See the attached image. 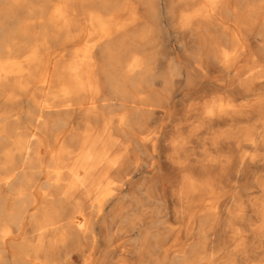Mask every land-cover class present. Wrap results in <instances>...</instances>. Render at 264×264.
<instances>
[{
  "label": "bare ground",
  "instance_id": "obj_1",
  "mask_svg": "<svg viewBox=\"0 0 264 264\" xmlns=\"http://www.w3.org/2000/svg\"><path fill=\"white\" fill-rule=\"evenodd\" d=\"M10 241L34 264H264V0H0Z\"/></svg>",
  "mask_w": 264,
  "mask_h": 264
},
{
  "label": "rangeland",
  "instance_id": "obj_2",
  "mask_svg": "<svg viewBox=\"0 0 264 264\" xmlns=\"http://www.w3.org/2000/svg\"><path fill=\"white\" fill-rule=\"evenodd\" d=\"M164 37L167 38L166 44L169 47L168 53H167L168 60H175L177 55H180V54L183 55L186 53V52H184L185 50H177V51L174 50V47L179 45V43H178L179 37L176 35L174 29L169 30V34L166 32L164 34ZM189 47L190 46H188V48ZM227 49L229 52H231L233 50V48L230 46H227ZM194 79L196 82H199L197 77H195ZM208 96H210V95H208ZM210 98L211 97H209L208 99H210ZM203 100L204 99H202L200 97L197 100L195 98H192V99L185 100L183 103L177 105V107L174 109V113H173V116L171 118V124H170L171 130L169 132L170 133L169 138L172 139V138L176 137L179 134V132L184 133V135L186 137L187 134H189V131L181 130V128H183L185 125L186 126L188 125L191 128H194V127L196 128V127L201 125V120L198 119L197 114L194 112L189 113L188 111L192 110V108L195 107L194 104H198L197 106H199L203 102ZM236 104H239V102ZM182 110L185 111L184 114L182 113ZM257 122H258V120L255 119V120L250 121V122L236 124L235 125L236 127L233 128V133L236 132L235 128H240V127H250V130H251L250 132L254 133L255 128L252 126L257 124ZM204 130L205 129H203V128H198V130L196 131V136H202L205 133ZM235 147H236V149H238L237 146H235ZM188 148L190 151L189 154H191L192 158H195V160H201L202 159L203 148H199L198 146H196V145L194 146L192 144H189ZM247 150H248L247 145H245L242 148V152H246ZM173 151H174L173 148L170 147L169 153L167 155L168 156L173 155ZM159 173L161 174V171H159ZM18 232H19V228L16 227L14 230L15 235H17ZM28 235H30L32 238H34V235L32 236V234H30V233ZM16 251H17V248L15 245V241L14 242L10 241L5 247L0 248V264H34L32 256L28 259H25V262L20 260L19 258H16L15 257Z\"/></svg>",
  "mask_w": 264,
  "mask_h": 264
}]
</instances>
